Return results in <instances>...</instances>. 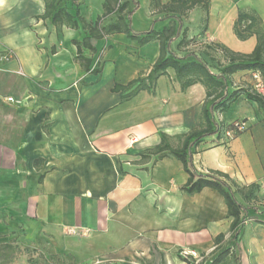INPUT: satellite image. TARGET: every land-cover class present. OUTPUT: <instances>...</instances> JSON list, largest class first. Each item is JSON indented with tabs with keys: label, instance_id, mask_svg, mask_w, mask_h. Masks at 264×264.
Listing matches in <instances>:
<instances>
[{
	"label": "crops",
	"instance_id": "1",
	"mask_svg": "<svg viewBox=\"0 0 264 264\" xmlns=\"http://www.w3.org/2000/svg\"><path fill=\"white\" fill-rule=\"evenodd\" d=\"M102 2L80 0V15L94 21ZM169 2L138 0L131 27L176 31L180 16V33L196 37L186 47L177 46L181 34L171 42L180 54L207 43L251 52L255 37L239 40L233 32L238 11L257 13L264 31V0H208L206 13L197 5L183 15L167 10ZM43 12L44 0H0V98L16 101L11 110L0 100V135L8 126L17 138L13 146L0 139L1 223L25 230L29 224L36 234L41 224L49 251L59 257L109 254V264H197L201 255L207 264L231 238L223 197L208 187L183 192L188 175L181 162L149 152L160 143L159 132L176 148L191 128L203 125L205 86L181 89L183 79L168 68L151 91L128 96L136 84L115 86L147 76L159 55L156 40L138 45L124 33L91 38L94 51L82 48V54L90 70L100 67L95 74L82 69L71 42L87 31L80 23L76 29L52 25ZM252 83V73L239 71L229 90ZM214 118L219 127L244 120L247 128L229 141L218 133L204 137L193 147V165L198 173L221 172L238 187L254 185L256 200L249 205L256 207L264 202V108L240 94ZM262 223L264 213L250 216L238 235L240 247L232 248L254 257L249 264H264ZM218 234L225 237L213 254ZM228 258L220 264H231Z\"/></svg>",
	"mask_w": 264,
	"mask_h": 264
},
{
	"label": "trees",
	"instance_id": "2",
	"mask_svg": "<svg viewBox=\"0 0 264 264\" xmlns=\"http://www.w3.org/2000/svg\"><path fill=\"white\" fill-rule=\"evenodd\" d=\"M80 0H44V12L41 18L46 19L52 25H66L71 28H78L80 23L82 29L87 31L81 41L71 40L76 47V60L84 71H91L95 74L101 71L100 67L89 69L90 59L84 57L82 48L94 51L90 44V39H100L113 33H124L126 37L138 45H144L152 40L159 44V55L153 63L149 73L144 79L136 78L126 85H116L115 89L127 90L132 85L136 86L128 93L133 96L140 90L151 91L158 76L171 68L177 80H182L181 89H185L196 82L205 86V100L201 108V120L203 125L199 128H191L182 138L179 147L173 148L163 132H159L160 143L150 149V153L161 158L171 155L181 162L183 170L187 173V182L181 190L187 194L200 192L208 187L216 190L224 200L227 208V216L231 218L230 240L228 244L220 249L224 241V234H218L214 238L213 258L207 264H220L227 257L232 259V264H240L239 255H235L232 248L239 246L238 235L244 222L251 216L256 218L262 212L258 208L249 205L255 201V186L249 185L247 188L238 187L231 183L228 176L221 172H211L207 174L198 173L192 162L193 147L204 137L218 133L223 137L225 129H231L232 123L219 127L214 118L215 112H225L229 105L234 102L240 94L257 103L264 108V97L253 91L252 86L248 88H238L229 90V79L232 74L239 71L260 72L264 76V31L261 28L260 16L251 11H238L237 18L233 25L234 35L239 40H246L254 36L256 43L249 53L233 51L228 47L218 43L202 44L195 51H187L183 54L171 49V42L181 34L178 47H186L191 43H196V37L187 38L185 31L180 33L182 19L177 16V28L166 27L161 31H155L153 27L145 31H137L131 27L130 18L138 8V0H103L102 14L98 15L94 21H86L79 13L78 3ZM208 0H170L164 7L169 11L180 14L191 10L194 6H200L203 12L207 11ZM69 10H73L71 13ZM114 13V19L104 22L109 14ZM204 31L199 34H203ZM194 43V44H195ZM114 89V88H113ZM40 180V178H39ZM240 195L243 203L236 195ZM254 213L253 215H250ZM230 241L233 245L230 246ZM11 248L9 244H0V248ZM1 255V252H0ZM185 260V259H183ZM204 260V259H203ZM186 261V260H185ZM190 264L189 261H186ZM197 264H204L199 262Z\"/></svg>",
	"mask_w": 264,
	"mask_h": 264
},
{
	"label": "rangeland",
	"instance_id": "3",
	"mask_svg": "<svg viewBox=\"0 0 264 264\" xmlns=\"http://www.w3.org/2000/svg\"><path fill=\"white\" fill-rule=\"evenodd\" d=\"M124 1V0H122ZM264 18V9H261ZM114 13L109 14L103 21L106 23L111 19H114ZM233 44V43H232ZM198 49V48H196ZM8 98H12V101L8 100ZM0 100L7 105V109L13 110V105L16 103L15 99L11 96H6L4 98H0ZM13 124V123H12ZM5 137L3 138L2 134L0 135V139L6 143L7 145L13 146L15 141L17 142L16 136L13 134V127L7 126L5 130ZM17 135V134H16ZM254 203V202H253ZM260 210V212L264 213V202L261 204H254ZM264 226V223H262ZM28 230H25L23 226L19 224L12 223L10 221H5L1 223L0 219V244L6 243L9 244L11 248H0V264H109L112 260L111 255H99V256H90L87 255L86 259L80 260L79 257H59L56 254H53L49 251V241L42 234V225L35 224V229L38 234L33 233V229L29 227L27 224ZM243 237L242 243L246 244L247 241V233ZM72 242V240H71ZM84 243V241H82ZM240 246H238L239 248ZM242 247H244L242 245ZM239 255V254H238ZM184 256L190 258L191 256ZM206 256H197V261L204 262ZM204 259V260H203ZM230 263L232 264V259L228 258ZM240 264H249V261L253 260L254 257H247L244 252L240 257ZM87 260V261H85ZM86 262V263H85ZM190 262V260H189Z\"/></svg>",
	"mask_w": 264,
	"mask_h": 264
},
{
	"label": "built area",
	"instance_id": "4",
	"mask_svg": "<svg viewBox=\"0 0 264 264\" xmlns=\"http://www.w3.org/2000/svg\"><path fill=\"white\" fill-rule=\"evenodd\" d=\"M252 80H253L252 83L253 91L259 94L260 96L264 97V76L260 72L255 71L252 73ZM8 100L12 101V98H8ZM246 128L247 126L244 120L236 121L234 122V125L231 129H225L223 131V138L226 141L232 140L237 135L245 131ZM135 264H141V263L136 262Z\"/></svg>",
	"mask_w": 264,
	"mask_h": 264
}]
</instances>
